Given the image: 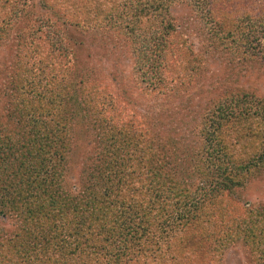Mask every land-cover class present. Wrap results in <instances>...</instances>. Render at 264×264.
Returning <instances> with one entry per match:
<instances>
[{"label": "trees", "instance_id": "trees-1", "mask_svg": "<svg viewBox=\"0 0 264 264\" xmlns=\"http://www.w3.org/2000/svg\"><path fill=\"white\" fill-rule=\"evenodd\" d=\"M95 1L0 0V42L6 36L9 21L22 12L24 16H37L36 12L41 16L56 15L57 12L61 22L52 21L55 24L95 30L100 25L96 16L101 12L99 5H93ZM98 1L108 8V17L103 18L105 24L111 29H121L128 39L135 83L136 78L143 77V87L156 84L166 61L161 65L160 59L161 67H157L163 46L159 45L154 30L163 24L170 0H114L112 4L109 0ZM26 3L30 6L28 10ZM85 10L89 17L81 19L77 13ZM64 11L66 19L60 18L65 16ZM252 16L255 17V13ZM39 20L36 19L37 36L32 34L35 39L27 41L15 64L29 67L24 68L25 79L20 74L15 78L18 95L23 94L20 90L25 83L35 92L26 78L33 77V70L39 67H35L38 65L35 58L41 59L44 49H48L44 66H50L51 72L57 74L52 50L49 45L48 48L42 46L50 38L42 37L40 30L44 26L47 32L53 31V25L49 20L45 19V24ZM167 24V30L161 27L166 34L171 31V25ZM252 41L257 39L252 37ZM61 50L66 53L65 49ZM155 69L160 73L153 71ZM178 81L183 80L177 77ZM231 98L217 103L195 130L197 140L190 142L191 146L195 144L196 150V164L190 171L195 178L193 185L186 184L179 171L164 161L158 148L145 143L144 139L140 138L143 143L139 146L125 150L122 157L116 155V144L121 145L124 137L115 130L123 126V116L106 118V113H98L96 129L104 150L99 151V163L92 170L99 175L94 187H87L84 194L87 200L79 204L81 209L89 208L88 211L68 226H59L57 219L50 217L52 213H46L42 219H50V223L40 229L33 226L34 219L28 224L26 214L20 212L31 211L25 207L31 208L37 201V191L56 186L53 184L56 168L64 161L63 150L68 146L62 131L66 130V116L69 118L71 113L70 110L53 112L59 116L57 121L55 115L38 119L29 109L23 112L13 104L6 117L18 124L15 128L7 127L6 131L0 116V165L4 164L3 159L11 158L24 170H14L13 176L7 175L6 183L16 185L18 195L13 200L6 186L0 188V213L14 212L20 228L13 235L0 237V264H158L160 256L164 259L166 255L175 257L171 259L180 257L179 245L190 252L189 256L210 261L219 259L227 246L237 242L254 257V264H264V210L255 205H227L231 204L229 194L245 186L251 174L264 168V97L239 93ZM74 104L78 108L82 103ZM93 108L96 113L97 107ZM77 122L78 129L82 121L77 118ZM59 123L64 127H59ZM15 131L20 133L17 139L12 135ZM174 151L171 150V158ZM175 160L172 158L174 165ZM4 168L8 172L7 167Z\"/></svg>", "mask_w": 264, "mask_h": 264}, {"label": "rangeland", "instance_id": "rangeland-1", "mask_svg": "<svg viewBox=\"0 0 264 264\" xmlns=\"http://www.w3.org/2000/svg\"><path fill=\"white\" fill-rule=\"evenodd\" d=\"M149 4L153 5V2ZM93 5H99L101 10L96 16L100 25L95 30L55 24L52 21L61 22L57 12L47 16L38 12L37 16H24L22 12L24 15L18 13L15 20L9 21L6 36L0 42V116L6 131L7 127L11 130L18 125L6 117L13 104L23 112L29 109L38 119L51 118L56 114L53 112L60 110H70L71 113L69 118L66 116V130L62 131L68 146L63 150L64 161L56 168L53 181L56 186L37 191V201L31 208L25 207L31 211L20 212L26 214L28 224L34 219L33 226L37 229L50 223V219H42L46 213H52L50 217L53 215L59 226H68L77 221V216L88 211L89 208L81 209L79 204L87 200L84 196L87 187H94L99 175L92 170L99 163V151L104 150L96 129L98 113H106V118L123 116V126L115 130L124 137L121 145L116 144V155L122 157L125 150L139 146L143 143L140 138L144 139L145 143L147 141L158 148L164 161L179 171L186 184L193 185L195 178L190 171L196 164V150L195 144L191 146L190 142L196 139L194 133L203 116L213 111L217 103L239 93L264 97V0L168 1L163 24L154 30L159 45L163 46L157 67L166 62L164 69L161 67L160 81L158 79L154 82L156 84L147 87H143V77L136 78L138 82L135 83L131 74L134 69L127 37L121 29H111L105 24L107 6L98 0ZM25 6L26 10L30 7L28 3ZM59 13L63 15L62 11ZM64 13L65 16L60 18L66 19V11ZM77 15L81 19L89 17L86 10ZM36 19H41L42 24L45 19L52 22L53 31L47 32L44 26L41 27L42 37L47 35L50 39L45 45L40 44L46 48L49 45L52 50L51 58L57 74L51 72L50 66H44L48 50L44 49L41 59L35 58L38 63L35 67H39L33 70V77L26 78L35 92H31L29 83H25L20 90L23 94L18 95L15 93L19 89L15 78L20 74L25 79L24 68L29 67H16L15 64L27 41L37 36L35 31L39 23ZM253 21L257 23L256 30ZM167 23L171 25L168 34L164 33ZM252 37L257 41L253 42ZM61 49L66 53L63 54ZM153 71L160 73L159 69ZM177 77L183 81L176 82ZM87 96L93 99H87ZM74 102L82 104L76 108ZM93 106L97 107L96 113ZM58 118V114L55 115L56 121ZM77 118L82 121L78 129ZM62 126L59 123V127ZM15 133H12L14 138H19L20 133ZM171 150H175L172 156L176 158L175 165ZM3 163L0 165V188L6 186V192L14 200L18 195L17 187L6 183L7 175L13 176L12 171H22L24 167L17 166L11 158L3 159ZM245 183L229 194L231 204L227 205H255L264 210V168L251 174ZM13 213L7 210L0 213L1 238L13 235L20 228ZM33 226L28 227L35 229ZM68 229L70 232V227ZM182 247L177 248L180 257L171 259L175 257L166 255L164 259L160 256L158 264H254L255 261L240 242L227 246L219 254V259L210 261L189 256L190 252H185Z\"/></svg>", "mask_w": 264, "mask_h": 264}]
</instances>
